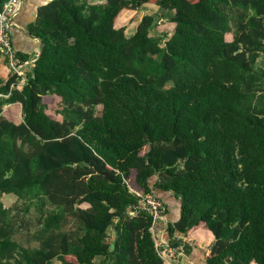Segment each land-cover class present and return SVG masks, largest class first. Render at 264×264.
<instances>
[{
  "label": "trees",
  "instance_id": "trees-1",
  "mask_svg": "<svg viewBox=\"0 0 264 264\" xmlns=\"http://www.w3.org/2000/svg\"><path fill=\"white\" fill-rule=\"evenodd\" d=\"M29 31L24 85L0 78V199L23 201L0 264H164L130 190L178 202L172 247L204 229L205 264H264V0H51Z\"/></svg>",
  "mask_w": 264,
  "mask_h": 264
},
{
  "label": "crops",
  "instance_id": "crops-1",
  "mask_svg": "<svg viewBox=\"0 0 264 264\" xmlns=\"http://www.w3.org/2000/svg\"><path fill=\"white\" fill-rule=\"evenodd\" d=\"M50 1L51 0H23L20 12L13 20V25L10 29L11 45L19 57L25 58L23 66L27 67L32 65L41 52V42L35 38L29 30L39 17V12L42 7ZM93 1L100 2L101 0ZM126 13L129 15L134 13L135 15V12L126 10L123 11L119 17H122V15ZM9 77L10 72L6 60L0 53V78L6 82ZM7 109L9 108L4 107V113H6ZM161 197L168 206V213L163 221H159L155 224L154 234L158 238L168 242V235L166 232L167 224L178 219L179 204L175 198L168 194L161 195ZM181 240L185 247L181 264H205L206 255L208 254L209 246L212 242L209 232L204 229H197L194 232L189 233L187 236L182 237Z\"/></svg>",
  "mask_w": 264,
  "mask_h": 264
},
{
  "label": "built area",
  "instance_id": "built-area-1",
  "mask_svg": "<svg viewBox=\"0 0 264 264\" xmlns=\"http://www.w3.org/2000/svg\"><path fill=\"white\" fill-rule=\"evenodd\" d=\"M23 0H6L0 10V53L4 56L11 77H14L15 83L11 84L10 89L15 86H22L25 83L23 65L18 63L16 52L11 45L10 29L13 20L20 12ZM131 193L138 197V203L134 207L136 212H145L152 218L150 231L155 244V249L164 264H181L184 256L183 246L172 247L169 242L158 238L154 234L155 224L163 221L166 217V209L160 200L155 199L152 195H141L132 190Z\"/></svg>",
  "mask_w": 264,
  "mask_h": 264
},
{
  "label": "rangeland",
  "instance_id": "rangeland-1",
  "mask_svg": "<svg viewBox=\"0 0 264 264\" xmlns=\"http://www.w3.org/2000/svg\"><path fill=\"white\" fill-rule=\"evenodd\" d=\"M127 14V13H126ZM124 14L122 17H119L117 20L115 27H124L126 29L127 35H131L136 28V25L139 23V21L142 19V17L146 14H155L159 15V11H157V8L152 6V5H146L143 9L137 12V15L135 13L129 14ZM167 16H162L163 19H166ZM230 39V37H228ZM9 108L7 109L8 112L6 113V117L9 121L11 122H18L21 120V112H20V107L18 105L10 106V107H5ZM101 112V107L98 106L95 108V114L99 115ZM0 203L3 205L4 208H10L11 209V214L13 215L16 212V208L13 206H17L18 208L22 207L23 201H17L14 196L12 195H7L4 196L2 199H0ZM32 211V210H31ZM21 216V215H20ZM24 221L28 220V217H24ZM22 238V237H20Z\"/></svg>",
  "mask_w": 264,
  "mask_h": 264
},
{
  "label": "water",
  "instance_id": "water-1",
  "mask_svg": "<svg viewBox=\"0 0 264 264\" xmlns=\"http://www.w3.org/2000/svg\"><path fill=\"white\" fill-rule=\"evenodd\" d=\"M112 248H113V245L110 246V249H112Z\"/></svg>",
  "mask_w": 264,
  "mask_h": 264
}]
</instances>
